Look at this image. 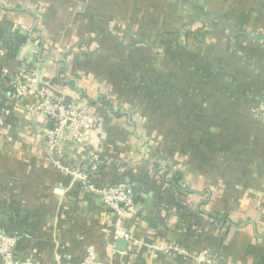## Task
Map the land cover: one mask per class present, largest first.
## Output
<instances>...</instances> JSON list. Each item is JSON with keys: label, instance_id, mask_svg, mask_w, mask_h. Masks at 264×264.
<instances>
[{"label": "crops", "instance_id": "obj_1", "mask_svg": "<svg viewBox=\"0 0 264 264\" xmlns=\"http://www.w3.org/2000/svg\"><path fill=\"white\" fill-rule=\"evenodd\" d=\"M210 1L228 2L232 21L198 40L186 29L165 38L163 91L146 96L162 97L156 110L134 93V44L122 42V28L70 20L57 0H0V110L13 111L0 127V235L15 239L17 264H82L90 247L102 264H203L202 253L213 264H264V122L250 113L264 99V34L252 28L264 0ZM27 69L53 99L98 115L96 191L139 188L125 243L99 194L74 179L84 153L68 144L56 156L30 100L11 99L2 72Z\"/></svg>", "mask_w": 264, "mask_h": 264}, {"label": "built area", "instance_id": "obj_2", "mask_svg": "<svg viewBox=\"0 0 264 264\" xmlns=\"http://www.w3.org/2000/svg\"><path fill=\"white\" fill-rule=\"evenodd\" d=\"M1 77L8 80L13 101L30 100V113L46 124L44 138L56 156L68 144L76 146L84 153L85 159L71 171L74 179L87 191L99 194L101 202L114 219L115 240L129 238L124 222L136 210L138 188L128 183H117L97 192L94 187V180L103 165L102 146L98 142L101 134L98 115L87 105L79 106L53 99L48 86L32 70L18 73L4 70ZM12 114L11 109L0 110V127L11 120ZM251 115L264 121V100L251 109ZM14 246V238L0 235V256L5 264H17L13 258ZM173 250L180 256H189L185 248L175 246ZM198 261L213 264L204 253L198 256ZM82 264H102L94 247L88 249V255Z\"/></svg>", "mask_w": 264, "mask_h": 264}, {"label": "rangeland", "instance_id": "obj_3", "mask_svg": "<svg viewBox=\"0 0 264 264\" xmlns=\"http://www.w3.org/2000/svg\"><path fill=\"white\" fill-rule=\"evenodd\" d=\"M61 6L63 14L68 11L69 19L76 22H82L83 16L89 17V21L85 23L89 28H95L98 22L111 23V27L122 28L123 33L118 35L121 37L126 46L134 44V66L128 71L134 72V93L138 95L143 104L151 101L156 110L162 108V81L161 74L162 61L159 59L163 50V42L170 34L183 33L184 29L191 32L190 36L198 40V32L202 29L206 31L209 28H228L227 22L232 21V17L226 12L228 2H212L210 0H57ZM232 3V2H231ZM236 4V2H233ZM255 1L250 4H255ZM83 8V10H82ZM82 10V11H81ZM259 19L257 30H263L264 34V16ZM240 20V21H239ZM250 22L255 20L253 17L248 19ZM236 21L242 23V18H236ZM102 24V23H101ZM105 28V27H104ZM225 31V30H224ZM260 33V32H258ZM211 34V33H210ZM255 35V33H252ZM257 35V34H256ZM260 35V34H258ZM153 45L155 52L147 53L140 50L145 44V40ZM193 39V40H194ZM138 46V47H136ZM147 49V48H146ZM164 51V50H163ZM154 57V69L150 66V57ZM155 71L154 80L147 76ZM160 76V78H158ZM160 80V81H158ZM158 93L160 96L147 98V93ZM154 93V94H155ZM144 95V96H143ZM141 96H143L141 98ZM264 100V99H263ZM254 107V106H253ZM252 107V108H253ZM251 108V109H252ZM251 112V110H250ZM159 116H161L159 114ZM253 117V116H252ZM254 118V117H253ZM161 120V118H159ZM256 119V118H255ZM258 120V119H256ZM264 122L263 120H259ZM159 133L164 130L156 129ZM174 131V130H172ZM176 134L178 130H175ZM178 135V134H177ZM160 148L164 146H159ZM220 257L218 263H223Z\"/></svg>", "mask_w": 264, "mask_h": 264}, {"label": "trees", "instance_id": "obj_4", "mask_svg": "<svg viewBox=\"0 0 264 264\" xmlns=\"http://www.w3.org/2000/svg\"><path fill=\"white\" fill-rule=\"evenodd\" d=\"M15 41H16L17 43H19V42L21 43V42H23V38H22V37H21V38H20V37H16V38H15ZM250 113H251V112H250ZM116 184H117V183H116ZM137 188H138V187H137ZM138 190H139V188H138Z\"/></svg>", "mask_w": 264, "mask_h": 264}, {"label": "water", "instance_id": "obj_5", "mask_svg": "<svg viewBox=\"0 0 264 264\" xmlns=\"http://www.w3.org/2000/svg\"><path fill=\"white\" fill-rule=\"evenodd\" d=\"M260 40H264V37H262V38H259ZM118 243L120 244H123V243H125V241L123 240V239H119L118 240Z\"/></svg>", "mask_w": 264, "mask_h": 264}]
</instances>
